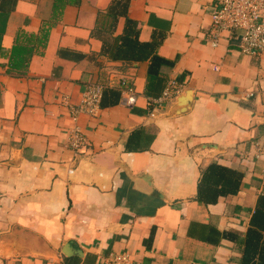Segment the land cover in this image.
Wrapping results in <instances>:
<instances>
[{"label": "crops", "instance_id": "0c3cea01", "mask_svg": "<svg viewBox=\"0 0 264 264\" xmlns=\"http://www.w3.org/2000/svg\"><path fill=\"white\" fill-rule=\"evenodd\" d=\"M214 1L0 0V264H102L109 252L241 264L264 194V50L241 53L235 30L212 46ZM135 41L171 62L157 95L146 93L150 59L132 58ZM109 81L98 113L77 116L86 143L75 152L69 105L86 83ZM170 82L178 91L150 116L147 97ZM210 163L241 177L235 193L203 202ZM191 221L218 241L189 236Z\"/></svg>", "mask_w": 264, "mask_h": 264}, {"label": "built area", "instance_id": "2783aa9c", "mask_svg": "<svg viewBox=\"0 0 264 264\" xmlns=\"http://www.w3.org/2000/svg\"><path fill=\"white\" fill-rule=\"evenodd\" d=\"M223 30H235L234 36L237 49L244 54L256 55L264 50V0H215L211 12V23L206 40L215 46L218 43L220 33ZM96 82L86 83L80 92L77 103L69 105L70 118L73 122L67 137L70 149L78 152L86 143V138L80 127L76 124L78 114L86 113L96 115L100 108L102 93L105 87ZM121 102L126 106L135 103L136 95L130 83L121 82ZM125 83V85H124ZM179 85L168 83L158 97H147L146 103L150 116L154 115V109H163L173 99ZM62 101L68 103L67 97L62 96ZM255 150H260L258 142H255ZM264 176V165L261 167ZM102 264H140L127 252H109L102 257Z\"/></svg>", "mask_w": 264, "mask_h": 264}, {"label": "trees", "instance_id": "16d2710c", "mask_svg": "<svg viewBox=\"0 0 264 264\" xmlns=\"http://www.w3.org/2000/svg\"><path fill=\"white\" fill-rule=\"evenodd\" d=\"M138 43L135 41L133 44L136 49L132 52V58L141 60L149 57L146 93L157 95L162 87V78H159L158 71L164 65L170 66L171 62L162 56L152 53V51L146 50V44L139 43V46H137ZM240 177L241 174L235 170L216 163H210L201 175L196 197L198 200L207 202L216 200L218 196L235 193L239 186ZM203 187L212 188V190H207L211 191L210 194L208 192L205 193ZM248 222L243 239L240 262L241 264H264V194L257 197L254 210ZM187 233L193 238L206 242H216L220 236L214 228L199 221L189 222ZM223 235H227V233H223Z\"/></svg>", "mask_w": 264, "mask_h": 264}, {"label": "water", "instance_id": "95a60500", "mask_svg": "<svg viewBox=\"0 0 264 264\" xmlns=\"http://www.w3.org/2000/svg\"><path fill=\"white\" fill-rule=\"evenodd\" d=\"M46 250H48V248H46Z\"/></svg>", "mask_w": 264, "mask_h": 264}]
</instances>
